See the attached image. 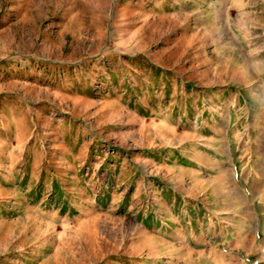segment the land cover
I'll list each match as a JSON object with an SVG mask.
<instances>
[{
  "label": "rangeland",
  "instance_id": "1",
  "mask_svg": "<svg viewBox=\"0 0 264 264\" xmlns=\"http://www.w3.org/2000/svg\"><path fill=\"white\" fill-rule=\"evenodd\" d=\"M0 264H264V0H0Z\"/></svg>",
  "mask_w": 264,
  "mask_h": 264
}]
</instances>
